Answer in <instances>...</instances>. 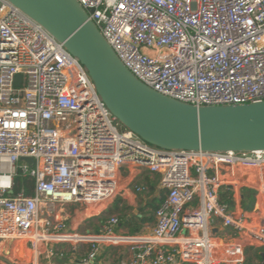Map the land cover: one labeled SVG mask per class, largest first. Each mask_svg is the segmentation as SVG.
Listing matches in <instances>:
<instances>
[{
    "label": "built area",
    "instance_id": "1",
    "mask_svg": "<svg viewBox=\"0 0 264 264\" xmlns=\"http://www.w3.org/2000/svg\"><path fill=\"white\" fill-rule=\"evenodd\" d=\"M77 1L155 91L195 106L264 101V0ZM126 166L160 176L152 233L118 234L114 215L96 232L70 230L65 206L106 205ZM244 188L255 191L252 209ZM9 240L23 245L16 255L0 248V264H40L55 244H88L81 264H93L104 242L130 246L120 264H246L247 248L264 251V149L149 145L119 123L64 43L0 0V242Z\"/></svg>",
    "mask_w": 264,
    "mask_h": 264
},
{
    "label": "water",
    "instance_id": "2",
    "mask_svg": "<svg viewBox=\"0 0 264 264\" xmlns=\"http://www.w3.org/2000/svg\"><path fill=\"white\" fill-rule=\"evenodd\" d=\"M10 1L79 58L119 123L149 145L163 150L264 149V101L195 106L163 95L123 64L77 0ZM22 79L18 74L15 86ZM260 255L264 264V251Z\"/></svg>",
    "mask_w": 264,
    "mask_h": 264
},
{
    "label": "crops",
    "instance_id": "3",
    "mask_svg": "<svg viewBox=\"0 0 264 264\" xmlns=\"http://www.w3.org/2000/svg\"><path fill=\"white\" fill-rule=\"evenodd\" d=\"M125 168V167H123ZM122 168V169H123ZM128 169V175L125 178V182L121 183V171L119 173V185H118V192H121V187L123 188V191L121 193V198L125 204L131 207V210H135V213L132 214H138L140 208H143L147 206V202H143V205L137 208V205L139 202H142V196H138L137 194L133 193L130 190L131 185L137 184V181L140 180V178L143 177V171L145 169L141 168H136L134 166H127ZM121 169V170H122ZM151 184L150 189L153 191V198L159 199V191H160V176L158 174L151 173ZM159 177V182L157 183L156 178ZM117 192V193H118ZM151 200V201H152ZM113 201V202H112ZM114 203V200L112 199L109 201L106 205H103L105 207H108V209L112 206ZM102 206L97 207V209L101 208ZM90 209V206H89ZM107 209V210H108ZM104 210V208L100 209V211ZM150 211V208L147 207L145 209V212ZM127 212V211H125ZM118 214L119 216L121 213H115L112 215ZM109 215V216H112ZM118 216V217H119ZM131 215L127 217V219L130 218ZM84 218H80L76 224V226L80 225L81 221ZM107 220V219H106ZM105 220V221H106ZM105 221H102V223L94 225V230H87L85 232H96L101 229L102 225L105 223ZM156 222V217L155 220L151 223H146L144 225V228L141 233L143 235H149L152 233L153 227ZM116 232L118 234H124L128 235L130 234L129 229L125 228L122 223L120 222L119 225L116 227ZM49 247H55L56 251L52 255L48 256V250ZM88 248V244H82L80 245L77 249H72L69 244H55V245H49L48 247H45L43 250V254L40 257L41 264H81V259L85 255L86 251ZM132 256V251L129 245L127 244H121V245H114V244H109V243H102L101 244V251L100 254L97 258V260L93 264H120L121 260L123 259H128ZM43 259V260H42Z\"/></svg>",
    "mask_w": 264,
    "mask_h": 264
},
{
    "label": "rangeland",
    "instance_id": "4",
    "mask_svg": "<svg viewBox=\"0 0 264 264\" xmlns=\"http://www.w3.org/2000/svg\"><path fill=\"white\" fill-rule=\"evenodd\" d=\"M127 167V166H126ZM123 168L121 170V183L125 182V178L128 175V169ZM143 177L140 178V180L137 181V184H133L130 187V190L137 194L139 197L142 196L143 198L141 199L142 202L137 205V208L143 205V202L149 203L152 198H153V191L150 189V184H151V172L149 170L143 171ZM158 180V181H157ZM157 183L159 182V177L156 178ZM137 186H145V189L138 190ZM123 191V188L121 187V192L119 191L116 196L113 198L115 201L117 198L121 197V193ZM113 202V201H112ZM90 206V209H89ZM104 208V210L100 211V209ZM108 207L102 206L101 208L97 209V206L95 204H69L65 206L63 215L66 221V224L68 228L72 231H77V232H85L87 230H94V225L102 223V221H105L108 219L109 214H106V210ZM134 209V208H133ZM128 210L126 213H135V210ZM114 216H119L118 214ZM80 218H84L80 225L76 226L78 220ZM220 236L224 235V231L221 230L219 233ZM23 245L21 240H9V241H3L0 242V248L2 250L3 254H17L16 251L18 252V248ZM256 250H259L257 252H261V249L253 248L252 251L249 252L250 255H254L255 259V264H260L261 259L256 258ZM25 258H23L24 260ZM43 260V259H42ZM41 264V260H40Z\"/></svg>",
    "mask_w": 264,
    "mask_h": 264
},
{
    "label": "trees",
    "instance_id": "5",
    "mask_svg": "<svg viewBox=\"0 0 264 264\" xmlns=\"http://www.w3.org/2000/svg\"><path fill=\"white\" fill-rule=\"evenodd\" d=\"M17 183L19 187H25L27 192H30V185H32V180L29 179L27 176H23L19 174L17 177ZM222 201L226 199L225 193L221 194ZM243 199H242V206L245 209H252L255 203V191L250 188H244L242 191ZM160 203V198L156 199L154 198L152 201H150L147 206L140 208L138 214H131V213H124L125 211L131 210V207L128 206L123 202L121 198H117L112 206L106 210V214L112 215L115 213H121V215L118 217L119 222L122 223V225L129 229L130 234L136 235L142 232L144 225L146 223H151L155 220V210L157 209L158 205ZM149 207L150 211L145 212V209ZM130 216L129 219L127 217ZM253 248H247L246 249V264H255L254 255H250L249 252L252 251ZM259 250H256V258L259 260L261 259L260 252H257ZM262 251V250H261Z\"/></svg>",
    "mask_w": 264,
    "mask_h": 264
}]
</instances>
